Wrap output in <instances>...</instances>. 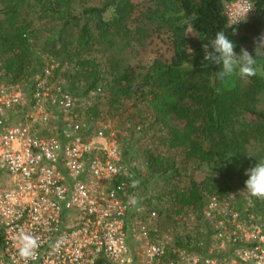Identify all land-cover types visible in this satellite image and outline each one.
Here are the masks:
<instances>
[{"label": "trees", "instance_id": "trees-1", "mask_svg": "<svg viewBox=\"0 0 264 264\" xmlns=\"http://www.w3.org/2000/svg\"><path fill=\"white\" fill-rule=\"evenodd\" d=\"M231 1L149 0L138 18L133 0H107L100 7L82 6L78 0H0V82L28 83L30 91L45 68L64 57L72 65L63 81L72 95L83 98L103 87L111 98L110 113L119 112L126 101L146 103L152 116L146 111L138 116L149 121V129L157 128L169 150H182L185 160L207 166L208 173L201 182L193 180L187 188L166 193L156 183L149 197V179L134 168L143 205L156 210L165 225H181L187 211L201 223L209 198L245 188L244 171L264 160V109L259 107L264 99V54H256L264 35V0H249L253 12L237 25H230L225 13ZM218 31L234 42L237 54L244 48L256 56L257 75L223 81L214 75L222 66L207 64L204 45L210 47ZM154 36L171 43L172 58L156 59L143 69L127 64L133 41L142 45ZM100 53L105 63L97 59ZM44 56L52 60L49 67ZM61 67H55L54 77ZM85 115L98 118L99 109L90 108ZM122 147L130 164L131 147ZM147 155L151 173L169 179L179 175L174 160L162 153ZM258 205L253 211L264 218ZM175 238L179 245L193 244L189 236L176 233Z\"/></svg>", "mask_w": 264, "mask_h": 264}, {"label": "built area", "instance_id": "built-area-1", "mask_svg": "<svg viewBox=\"0 0 264 264\" xmlns=\"http://www.w3.org/2000/svg\"><path fill=\"white\" fill-rule=\"evenodd\" d=\"M252 12L249 0L225 4L230 25ZM55 67L30 91L0 82V264H25L14 239L21 230L39 238L28 264H264V218L239 207L237 192L212 195L202 222L191 214L194 228L179 232L193 244H177L180 222L169 231L146 209L118 136L84 119Z\"/></svg>", "mask_w": 264, "mask_h": 264}, {"label": "rangeland", "instance_id": "rangeland-1", "mask_svg": "<svg viewBox=\"0 0 264 264\" xmlns=\"http://www.w3.org/2000/svg\"><path fill=\"white\" fill-rule=\"evenodd\" d=\"M106 1L107 0H78V3L79 5L86 7H100ZM133 2L137 7V16L138 18H141L142 13L145 11V8L149 3V0H133ZM132 25L134 24H129V27L131 28ZM114 37L116 41H119L116 36ZM133 44L136 46L133 47L134 50L131 49L132 47L128 49L127 55L129 52L130 55L129 57L127 56L126 59H128L127 64H130L132 67H134V69H143L144 67L146 68L147 66L152 65L153 61L156 59L165 61L171 59L173 56L171 43L164 42L157 38V36H154L152 39H146L145 43L142 45L136 44L134 41ZM258 53L264 54V49L258 50ZM97 59L103 63L106 62V58H104L103 53H100L97 56ZM44 60L46 61V67L49 65L50 61H52L50 58H47V56H44ZM60 60L61 61H55L56 64L54 62L53 63L56 67L62 64L61 71L58 74V79L64 81L66 80L65 76L67 72L71 71L72 65H70V63L64 57H62ZM99 87H102V85ZM102 88L98 89L102 90ZM110 99V95L106 89H104L99 94L95 92L91 93L90 95L81 98V111L84 113L83 115L85 119V112H87V110L90 108L97 107L100 113V116L97 119L101 120V125H105L111 132L113 131L118 136L122 145L126 143L129 145V147H131V149H129V160L131 161L130 164L140 173L142 178H148V182H150V185L146 191V196L150 197L154 194L153 191L155 190L153 186H155L156 183L159 185L158 188L162 187L166 193L175 188H187L190 186L191 181L195 180L201 182L206 178L208 173L207 166L199 165L198 162L195 161L185 160V154L180 149L169 150L162 143L163 134L159 133L157 128L149 129V121H146L138 116L140 111H146V114L149 115V117L152 116V112L151 110L147 109L146 103L126 101L123 103L124 107L119 112L110 113L108 110ZM259 107L260 109H264V99L260 101ZM148 151H151L155 155L162 153L171 160H174L176 162V169L178 170L177 173L179 175L175 176L174 179H169L162 177L159 178L157 175L151 173L150 170H148L147 163ZM256 152L260 153L261 150L258 148ZM236 192L239 193L237 197V203L239 207L240 205L244 204V206L249 205L251 209H255L256 204H259L257 206V210L260 212V214L264 215V199L252 197L243 187L232 189L225 195ZM162 206H166V204L164 205V203H162ZM191 214L193 216V212L187 211L185 215L187 218L183 219L181 225L176 227L175 233H182L188 229L194 228V225L191 224V221L193 217L195 218V216L191 217ZM164 225L165 224L163 223V228L169 229V231H171L173 226L172 224Z\"/></svg>", "mask_w": 264, "mask_h": 264}, {"label": "clouds", "instance_id": "clouds-1", "mask_svg": "<svg viewBox=\"0 0 264 264\" xmlns=\"http://www.w3.org/2000/svg\"><path fill=\"white\" fill-rule=\"evenodd\" d=\"M249 10H251V8L245 9L244 14L247 15ZM235 47L236 45L234 42L223 31L215 33L214 38L211 40L210 47L204 45V60L207 64L222 66V70L214 74L222 81L233 76L245 78L257 75L256 56L254 58L244 48H241L240 53L237 54L234 51ZM260 49H264V36H261L257 42L256 54ZM188 53L189 55L192 54L190 48L188 49ZM245 175L248 177L245 181V189L248 193L252 197L264 199V160L255 163V166L248 169ZM139 184V180H133L131 186L136 188ZM137 202L135 197L129 198V204L135 206ZM14 239L18 256L25 264L36 259L37 250L40 246L37 236L21 230Z\"/></svg>", "mask_w": 264, "mask_h": 264}]
</instances>
